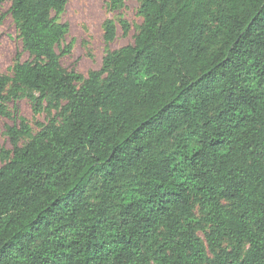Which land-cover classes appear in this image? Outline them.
I'll return each instance as SVG.
<instances>
[{"label": "trees", "instance_id": "16d2710c", "mask_svg": "<svg viewBox=\"0 0 264 264\" xmlns=\"http://www.w3.org/2000/svg\"><path fill=\"white\" fill-rule=\"evenodd\" d=\"M7 1L30 59L0 115L25 94L60 120L7 127L0 264H264V0H139L86 76L60 63L67 0Z\"/></svg>", "mask_w": 264, "mask_h": 264}, {"label": "rangeland", "instance_id": "374dc122", "mask_svg": "<svg viewBox=\"0 0 264 264\" xmlns=\"http://www.w3.org/2000/svg\"><path fill=\"white\" fill-rule=\"evenodd\" d=\"M139 0H122L121 5L113 6L111 0H67L59 21L67 23L68 33L62 47L71 45L70 51L60 57V63L67 70H73L84 76L91 70L99 69L104 56L134 41V36L142 24L143 17L139 13ZM10 2L0 3V74H12L17 55L21 61L30 59L23 50L19 29L9 12ZM110 20L115 25V36L106 40L104 23ZM121 21L128 23L129 30L123 32ZM46 101L37 110L34 102L25 94L7 102L9 116L0 115V151L9 150L12 145L7 134V127L23 119L34 134L41 124L48 123L54 110H47ZM28 137L21 139L24 144ZM0 157V165L2 164ZM203 238V234L199 232Z\"/></svg>", "mask_w": 264, "mask_h": 264}]
</instances>
